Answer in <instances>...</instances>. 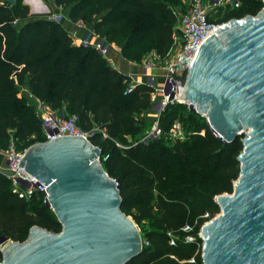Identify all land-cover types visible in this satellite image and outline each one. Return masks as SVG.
<instances>
[{"label":"trees","instance_id":"trees-1","mask_svg":"<svg viewBox=\"0 0 264 264\" xmlns=\"http://www.w3.org/2000/svg\"><path fill=\"white\" fill-rule=\"evenodd\" d=\"M180 1L50 2L66 7L69 21L86 25L102 43H113L123 58L138 63L149 52L164 57ZM237 2L215 6L207 19L220 23L261 7V0ZM131 81L93 44L74 43L60 20L28 14L22 0L0 1V150L10 142L23 149L44 138L40 117L20 87L52 109L75 114L99 148L102 168L118 180L120 209L136 224H148L140 252L124 264H201L199 228L219 211L214 197L232 191L241 135L220 141L205 118L175 102L159 111L160 133L139 139L149 126L153 87ZM174 121L182 138L166 135ZM32 225L61 228L40 192L18 197L0 170V236L22 241Z\"/></svg>","mask_w":264,"mask_h":264},{"label":"water","instance_id":"water-1","mask_svg":"<svg viewBox=\"0 0 264 264\" xmlns=\"http://www.w3.org/2000/svg\"><path fill=\"white\" fill-rule=\"evenodd\" d=\"M39 1L43 9L33 10L23 0L28 13L47 14ZM182 98L220 141L241 135L232 191L214 197L219 211L199 228L201 264H264V7L218 24L198 45ZM99 153L74 135L24 149L18 165L45 186L43 202L61 228L32 225L22 241L0 236V264H124L140 252L138 230L120 209L118 180Z\"/></svg>","mask_w":264,"mask_h":264},{"label":"built area","instance_id":"built-area-1","mask_svg":"<svg viewBox=\"0 0 264 264\" xmlns=\"http://www.w3.org/2000/svg\"><path fill=\"white\" fill-rule=\"evenodd\" d=\"M219 0H181L180 5L173 9L176 16L174 26L173 40L167 49L163 58H160L154 52H149L154 59L160 60L159 67L155 70L153 59L143 60V71L145 73V81L153 88L149 94L151 106L157 102L158 108L153 109V123L144 138L155 137L160 133L157 126V117L167 104L175 102L183 103L187 106V102L182 98V91L186 71L189 67L190 60L194 55L198 45L210 34L213 29L220 23L207 19L208 8L211 4L218 3ZM226 1V0H224ZM233 6H237V0H229ZM264 7V0H261V7ZM57 17V16H56ZM226 22V21H224ZM81 43H88L87 39ZM94 47L106 56L107 47L103 43L95 42ZM139 77L132 78V82H140ZM161 78V81H158ZM129 84L128 89L132 84ZM35 111L40 117L42 132L44 138L37 142H46L57 136L74 135L82 136L88 139L90 132L82 130L76 123L77 116L75 114H64L62 110H55L47 104L36 100ZM170 137L182 138L183 133L179 130V123L174 121L167 134ZM24 149H16L12 142L4 150H0L5 158V165L0 170L5 173L11 183V191L16 193L18 197L27 198L33 192H40L42 200L45 199V186L41 182L26 172L23 166H19V160L23 156ZM17 179H20L17 180ZM114 180V178H112ZM186 229V227H184ZM187 239H191L187 237ZM145 242V241H144ZM146 243V242H145ZM2 245L0 244V250ZM190 258L187 261L191 262Z\"/></svg>","mask_w":264,"mask_h":264},{"label":"rangeland","instance_id":"rangeland-1","mask_svg":"<svg viewBox=\"0 0 264 264\" xmlns=\"http://www.w3.org/2000/svg\"><path fill=\"white\" fill-rule=\"evenodd\" d=\"M43 1V3L47 6V14L50 18H53L55 19L56 16H59V20L61 22V24L66 28V30L68 31V33L72 36L74 42H76V40L80 39L82 41V38L84 37L85 33L87 30H89V27H87L86 25H82L80 23H77V22H71L67 19L66 17V12H67V8L66 7H61V6H56V5H53L50 1L48 0H41ZM28 3V1H26ZM29 4V3H28ZM36 4H39L38 2H36ZM232 4L229 3V0H219L218 3H215V4H211L210 7L207 9L208 11L210 12H215V6H231ZM28 7V6H27ZM31 7V6H30ZM32 9H36V8H33L31 7ZM29 9V8H28ZM38 9V8H37ZM30 14V13H28ZM80 41V42H81ZM98 40H91V43L94 44L95 42H97ZM79 42V43H80ZM104 44V43H103ZM116 48L115 46L111 47L110 46V49H114ZM109 50H107V53L106 55H108L109 53ZM148 59H153V63L155 65V68L152 69V70H155L157 69L159 66V63H160V60L158 59H154L153 56L150 54V53H147L144 55V57L142 58V60L138 63H134L136 68H139V72H138V75L137 77L139 76L138 79H145V73L141 71V69H143V66H144V62L143 60H148ZM132 77H134L135 75H131ZM158 81H161V78H159ZM19 93L20 94H25L28 99L33 103L34 107H36V103L37 101L35 100V98H33L27 91H25V88L23 87H20L19 88ZM151 111V110H150ZM201 115V114H200ZM203 118H205L204 115H201ZM147 118L149 120V126L146 130H144L142 132V134L139 136V139H142L143 136L148 132V130L150 129L152 123H153V113L152 112H149L147 113ZM179 130L181 133H183V129L181 128V126L179 125ZM130 217V216H129ZM133 221V220H132ZM134 222V221H133ZM137 230H138V233L140 235V239L142 240L143 239V229L147 228L148 227V224L147 223H143L142 225L140 224H136L134 222Z\"/></svg>","mask_w":264,"mask_h":264},{"label":"crops","instance_id":"crops-1","mask_svg":"<svg viewBox=\"0 0 264 264\" xmlns=\"http://www.w3.org/2000/svg\"><path fill=\"white\" fill-rule=\"evenodd\" d=\"M3 1H6V0H3ZM48 1H51V0H48ZM84 39H87L88 43H91V40H96V39L98 40L97 36L93 34V32L91 31L90 28H89V30L86 31L84 37L82 38V40H84ZM80 41H81L80 39L76 40V42H74V40H73L74 43H79ZM110 46L111 47L115 46L116 48L109 50ZM106 47L109 50L108 55H106V58L108 59L109 63L113 67H115L116 69H118L119 71H121L123 73L129 74L130 76L135 75L134 77L131 76L132 78H135V77L137 78L138 72L140 70L139 68H136V66L134 64L137 62L129 61V60L123 58L119 53L118 47L116 45H114L113 43L108 44ZM141 71L144 72L143 69H141ZM143 80L145 81V79H143ZM4 165H5V158L2 154H0V167H3Z\"/></svg>","mask_w":264,"mask_h":264},{"label":"bare ground","instance_id":"bare-ground-1","mask_svg":"<svg viewBox=\"0 0 264 264\" xmlns=\"http://www.w3.org/2000/svg\"><path fill=\"white\" fill-rule=\"evenodd\" d=\"M25 1H28L29 3V6L33 7V8H36V9H33V10H41V8L43 9L42 7V4L40 3L39 0H25ZM36 2H38L39 4H36ZM30 7V8H31ZM38 8V9H37ZM32 9V8H31Z\"/></svg>","mask_w":264,"mask_h":264}]
</instances>
